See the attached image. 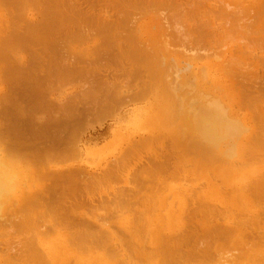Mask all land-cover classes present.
<instances>
[{
	"label": "bare ground",
	"instance_id": "bare-ground-1",
	"mask_svg": "<svg viewBox=\"0 0 264 264\" xmlns=\"http://www.w3.org/2000/svg\"><path fill=\"white\" fill-rule=\"evenodd\" d=\"M75 1H77L79 4L81 3L80 2L81 0L80 1L75 0ZM207 1L210 0H187V1L164 0L163 1L164 5H167L166 3H168V7L167 6L161 8L157 7L156 10L159 12V15L157 14L158 12L157 13L155 12L156 13L155 14L153 12L154 10L153 7H151L153 9L151 12L155 14L154 15L155 17L150 18L145 23L142 22V25L136 24L137 27L134 24L133 29L135 30L133 31L135 34L134 33L133 34L136 37L135 38L134 35H132L135 41L134 46H136V43H139V45L142 44V41L139 40L144 39V37L142 38L141 35H145V33H148L149 35L145 38L146 40L148 39V42L150 39H152L153 41H157L158 43L159 48L157 47L155 49L154 48L151 49L153 51L155 50L156 53H154L153 51L152 52L156 55H152L153 53L152 54L149 53L148 55H145L148 57L147 60L151 63V66L150 65L149 66L151 67V72L153 78H155V81L153 83H150L148 87L145 86L144 90H140L137 97L136 96L133 97L131 95L120 97L118 108H121L125 104L130 102L129 99L132 98L134 99L139 98L140 100L144 98L146 99L151 96L153 98V101L147 103L142 107H138V110L135 112V115L133 117L137 129L142 130L144 132L146 131L145 134L144 133L143 135L139 134V136H141V137L138 136L139 139L134 138L136 136H134L133 133L131 134V132H127V133L124 132L118 135L116 137L117 139L116 142L118 144L121 142L119 144L121 147V151L117 153V156L114 155L115 159L110 161L111 165L109 166V168L103 169L102 174L100 172H98L99 174H95L97 172L95 171L93 172V170L91 171L85 166L82 165L79 166L78 163L76 165H71V166L66 165L67 166L66 167L63 164H61L63 162L62 160H61L62 162H58V160L57 162L53 161L56 163H60V165H54V166L49 165L50 167L46 168L45 170L41 168L42 166L40 165V163H38V161L37 163H35L36 164L35 167L34 159L39 157L37 156L36 158L30 157V158H34L32 159L34 162H32V160L25 155L26 152L22 150V144L18 141L17 136L14 135L13 137L12 136L10 137V132H11L10 126L2 124V127L3 126L4 127L0 128V264H25L26 259L32 262V264H264V227L263 229H260V231H256V233L254 232V228L256 229V227H260L261 224H264V210H263L264 205H262L263 211L261 213H258L259 211L257 208V205L260 207L257 200L262 204H264V153L261 152L263 154L261 153L257 154L256 153L257 151L254 150L256 149L257 146L259 148L262 147L260 149L257 147L261 151L264 148V101L263 104H260L259 103L260 101L259 102L257 101L258 103L255 102L256 104L253 102L254 107L257 106V108H255L253 115L249 116V113L244 114L241 112L240 109L241 107L233 104L232 101L233 97L232 98L230 97V93L228 92L227 87L225 88L224 84H222L226 81H229L230 78L234 76V73L232 72L236 71L238 65L243 66L242 69L243 71L244 69H247L249 71V69L247 68L248 66L251 67L250 68L251 72L254 71V70L252 71V68H256L255 71H257V69H259L260 66L256 58L259 59L258 58L259 55L253 54L255 52L251 51L252 48L249 47L250 44L247 43H245V45L244 43L241 44V41L243 42L244 38H239L240 36H238L239 40L236 38L237 39L236 46L233 43L234 41L230 44L223 43L222 44L223 49L222 50L218 49L219 51H221L219 52L215 48V46L212 45L214 48L211 46L210 49L204 50L206 51V53L204 52V54L202 53L201 50L199 51L200 52L199 55L197 51L199 48L195 51L194 48L193 51L191 50L187 51L183 39H182L183 41L181 40L182 43L180 45H178L177 43L178 48L182 47V50L180 49L179 51L177 48L176 50L173 49L170 42V37L172 32L170 30H172L173 27L172 25L170 27L168 25L169 23H167V21L169 22L168 20L169 17L166 15L167 14L166 11L169 10L170 12L171 10L172 12H174L172 21L173 24L175 25L173 28L175 34L178 37H182L184 39L185 37L188 38V36L190 37V35H192L190 34L192 32L190 30L187 31V28H185L187 26L186 25L187 22L185 23L184 21L185 19H189V18L188 17L182 18L184 15H187L186 13H184L187 7L188 9L190 7L191 8L195 7L196 9L198 8L203 10L202 7L204 6V11L207 8V12L220 11L224 13L225 16L228 15L227 20H225L226 24L227 23L230 24L231 22H234L230 24V26L231 25L234 26L236 25V23L239 22L238 28L242 27L243 19L244 22L247 21L245 20V17L238 18L236 22L231 21L230 18L232 12H234L235 10H237V8L241 6L239 5L241 0L240 1L235 0V2L236 1L239 2V3L236 2L237 3V5L235 4L236 6L233 4L234 2L233 3L231 2L234 0H223V1L221 0L222 2L220 1L219 2L223 4L220 5L223 6L219 8L218 6L213 5L214 2L212 3V1H210L211 2L209 4L211 5L210 9H208L209 2L207 3ZM69 2L71 3V0H69ZM145 2H148V0ZM216 2L217 0L215 1V3ZM173 3H174L173 8L168 9L170 6L172 7ZM238 5L239 7H237ZM212 7L215 10L214 9L211 10ZM215 7L218 9H216ZM249 7L251 6H246L245 8L240 7V9L241 11H246V8L249 10ZM100 8L101 9L98 10V14L100 10L102 12V7ZM65 9H66L65 0H0V64H1L0 65V107L3 105V103H6L4 102L6 99L5 96L6 92L4 93L3 91L5 87L3 86V83H5L4 78L8 76V74H10V76L13 75L12 73L13 70L18 69L23 62V57L20 56L22 51L19 49L21 52L18 51L19 55L17 56L16 51L14 50L15 52H12L10 48L16 46L18 42L17 40L33 38L36 36V33L42 27L44 28L48 27L50 26L51 23L56 24L58 20L65 18V13H66ZM131 9L132 7L130 8V10ZM198 9L197 12L195 11L196 13H198L196 17L200 16L199 15L200 11L198 12ZM233 9L235 10L233 11ZM254 9L255 7L250 8V10H254ZM256 9L254 11H256ZM162 12L165 13V15L167 16L166 17L167 20L165 19V15ZM179 12H183L181 13L183 15L179 16L178 15ZM247 12L249 13L250 11L241 12V13L238 12V13L242 15H244L243 13H245L246 15ZM69 13L70 12H68L67 16H69ZM120 15L121 14L119 12V16ZM135 16L137 17L138 15L136 14ZM248 16L250 15L248 14ZM103 17L104 19L111 21L107 14L105 16L103 15ZM207 17L208 15L205 16L207 22H209V20L211 21L212 18L208 19ZM199 18H201V16ZM251 18L253 19V17ZM95 19L97 20V18ZM252 21L253 20H251V22ZM260 21L261 19L259 20V22ZM204 22L205 20H203V22L200 23H202L203 25ZM259 22H258V28H259ZM103 24L106 26L105 28H109L110 26V24L105 21H103ZM209 24L211 23L205 24V26L206 25L209 26ZM196 25L193 26L195 27ZM245 25L246 24H244L243 26ZM189 26L188 28H191ZM199 27L201 29L202 26L199 25ZM253 27L254 28L252 29H255L254 31H256L257 28H255L254 25ZM233 28L234 27H232V29ZM235 28L237 29L236 26ZM197 29L199 28L197 27ZM225 29L226 28L224 27V25H222L220 34L223 32L222 34L228 35ZM242 29L245 32V29L244 28ZM246 29L248 31L249 27L248 28L246 27ZM185 30L187 33L190 31L188 36L185 33ZM238 30L239 29H237L236 32H238ZM219 31L220 30L218 27H216V29L214 28V33L218 34ZM229 32L232 31L230 30ZM238 33H236L235 35L232 32V34H234L235 36H237ZM252 35L254 36L253 33ZM94 36L95 35H93V37ZM232 36L233 35L231 36L229 35L228 37H232ZM248 36L250 35L248 34ZM263 36L264 33L262 34L261 37ZM14 37H16L17 39H15ZM218 37H216V39ZM92 38L90 37V41ZM254 38H256V36H254ZM116 39L119 41L120 38L119 39L116 38ZM175 39L179 40V38H175ZM201 39L204 40L202 37ZM233 39L235 38L233 37ZM87 40L89 41V39ZM152 40L151 42L153 43ZM97 41L99 40H96V42ZM125 41L126 40H124V42ZM232 44H234L233 45V47L235 46L234 48L230 46ZM246 44L248 47L246 46ZM253 44L250 46H253ZM70 45L67 46L70 48ZM154 45H152V47H154ZM177 45H175V47ZM83 46H85V44ZM197 46L199 45L197 44ZM243 46H245V48H243ZM260 46L261 48H263L262 45ZM149 47H151V45H149ZM246 47L248 48L247 53H245ZM89 48L90 47L88 46L87 48H83L81 50L78 49L79 52H81L80 55L85 56L86 54L89 53L91 54V52H89ZM201 48L206 49L207 47H201ZM249 48H251V50H249ZM78 50H76V53ZM190 51L195 52L194 53L195 55L191 54ZM209 51H211V53ZM262 51L264 50L262 49ZM178 52H182L183 57L186 58V60L184 59L183 61L181 59H176V56H179ZM146 53L148 52L146 51ZM21 55H23V53ZM196 55L198 56L195 57ZM203 55L204 56L206 55L205 57L208 56L207 58H209V60L205 58ZM199 56L202 57L201 59L205 58L208 61L195 64L193 61L198 58L200 59ZM210 56L213 57V59H211ZM3 63H7V66L4 64L6 67L1 68ZM233 66L235 68L237 66V68L234 69ZM263 69L264 68H262V70ZM2 70L4 71L2 72ZM236 72H241V71L239 70ZM217 73L218 74L224 73L225 74L224 78L226 79V81L225 80L222 81L223 79H219L217 77L218 76ZM228 73H230L231 75L229 79L227 77ZM251 74L252 73H250V75ZM252 75H254V73ZM259 78L260 77H257V79ZM261 92L262 91H260V93ZM258 94L259 92L257 93V95ZM7 97L8 99L11 98L9 96ZM15 97L17 98L16 95ZM50 98L51 97H49V99ZM262 99L259 100L262 101ZM19 101L20 100H18V102ZM7 102L9 104L10 100H8ZM258 104L260 106H258ZM60 105L61 104H58V106ZM251 107L252 110H254L253 106ZM56 113H58V111ZM3 122H5V120ZM7 122H9V120ZM88 125L89 123L86 125V127H88ZM173 125H177V128L171 129L173 128L172 127ZM15 128L16 127H14V130ZM79 134H81V132ZM164 137H168L172 141V143L175 146H177L179 150H181V153L183 152L187 154H194L195 160L193 159L191 160V164L193 166L192 170L194 171L191 173V175L195 177H190L189 172L187 170H184V172L182 173V169L180 168L181 167L186 168L187 164L183 162L182 164H184L185 166L183 165L184 166L183 167L181 164L180 167L179 166L180 164H178L180 161L178 162V160L175 159L177 160L176 161L177 164L174 162L176 164L174 168L175 170H177L176 166H178L179 171H177L176 173L174 172L175 174L171 175L172 177L170 176L171 180L168 179V175H166L167 177L164 175L165 173H163V175L166 178H161L163 176L162 173L160 172L164 170L163 168L164 163L161 160V155L157 153L154 147L156 145H159L158 148L159 147L161 148L163 141L167 140ZM77 149H78L77 157L81 158L80 155L82 154V148L78 146ZM144 150L146 151L149 150L147 153L148 154L147 159H144L143 158L144 156L142 154H139L141 151ZM182 156H183L182 158H184L185 154ZM45 162L43 161V163H45L46 166H48L47 163L50 164L49 161L48 162L45 161ZM43 163L41 162V164ZM113 169H116L115 170L116 172ZM133 169L134 170L136 169L137 171L135 170L133 172L132 171ZM155 171H158L161 174V176H159V174H157L158 175L157 176L155 173L154 175H156V178L154 177V175H152L153 178H155L153 179L152 176L150 177L149 175H151ZM111 172H113L114 174ZM131 172H133L132 174L137 172L136 173L137 175L132 177L133 181L131 180V178L129 179ZM169 172L167 171V174ZM108 173H110V175ZM111 175H114L116 178H118V179L115 178L114 180L112 177L114 183L116 180L117 181L120 180V182H124L127 184L126 187L123 185L124 187L123 186L120 187L117 192H114L116 190V188L114 187L115 190L113 189L112 190L115 194L113 195L106 194V197H103L102 194H99L98 197L95 195L97 198L89 196L90 198L85 199V200L87 199L89 200L88 201L89 205L85 207L86 211L85 209L83 210L82 208L79 209L80 211L79 210L76 211L73 205L71 204L69 205V207L66 208L64 207L63 209L61 208V210L58 212L55 211V218L53 220L49 219L50 215L47 216L49 217L48 221H41L40 219L43 220V218L42 216L41 217L39 216L40 214L37 215L39 216L38 218L36 216H33L36 214L35 212H34L35 214H31L30 212L32 207L38 204L41 196L45 195L44 193H46L44 192L46 188L44 189L37 185L38 178L41 181L42 178L46 181V178L57 180V179H62L64 177V179L65 178L67 179L68 184H70V186L72 185V189H73V186L77 188L76 185H78L80 181L86 183V181L89 180L91 184L90 183L88 184H90V186L94 182L97 185H100L101 180L104 178L106 180H102L101 184L104 182L105 186L107 184L109 187V185L111 186V184H109V182L107 181L112 180L111 177H109ZM149 178H151L152 181L155 180V183H157V186H159V188L156 189L157 200L154 201V203L152 204L151 201H148L149 197L146 198L144 197L142 198L143 201H141V207L138 206L140 208H135L136 210L135 213H132L130 211L131 214H127L123 216L118 215L117 213H119V211L122 209V207L120 206L122 203H125V201L136 200L135 197H137V195H139L140 193L141 195L144 194L147 195L146 192L148 191L143 192L142 189L149 190V187L147 188L145 185H144L145 187L142 186L136 187V185L134 184L136 183L135 181L137 180L149 181ZM83 182H81V184H85ZM29 183L31 185H29ZM42 183L41 185H44ZM66 183H65V187H66ZM68 184L67 186H69ZM104 184L102 185V187L100 186L101 191ZM129 184L130 186L127 187ZM81 186H83L84 188V185ZM94 187H91L92 188L91 190L94 191L95 190ZM84 190H87V188L86 189L84 188ZM93 191L91 193L92 195L96 190L94 192ZM159 191L161 192L159 193ZM84 192H88V190ZM113 192L111 191V193ZM233 192L234 194L235 192H240V194L237 193L236 194L237 196H235L236 198L233 197L235 198L234 203L231 202V204H228L226 202V198L232 196ZM163 193H165L166 196H163ZM253 194H258V198L251 199ZM81 196L83 195L81 194ZM86 197H88V194ZM58 201H60V199H58ZM42 202L43 201L41 200L40 203ZM49 204L51 203L49 202ZM114 204L115 207L113 208L112 205ZM99 206H101V208L106 207V209L103 210ZM242 206L243 208H240ZM128 207L129 206H127V208ZM54 208L57 209V207ZM88 208L92 209V214H91L92 216L88 214V210H87ZM36 210L37 213H39L43 209L41 210L39 209L40 211L38 209ZM100 210H102V212H100ZM157 210H158V214L156 213ZM23 211H25L27 215L24 216L25 212ZM20 215H22V217H20ZM197 215L200 216L201 221L198 222L197 225L193 223L189 224L190 223L189 220L192 217H196ZM198 227L202 230L205 238H207L209 241L211 238L214 240L212 241L214 249H212L211 246L210 247L208 246L207 248L203 247L205 246V243L200 241V244L198 243L196 249L193 252L191 251L189 253H185L184 245L188 243L190 237L196 236V234L198 233L197 231L199 229ZM5 236L6 237L10 236V237L6 239ZM194 241L195 240H193V242Z\"/></svg>",
	"mask_w": 264,
	"mask_h": 264
},
{
	"label": "rangeland",
	"instance_id": "rangeland-1",
	"mask_svg": "<svg viewBox=\"0 0 264 264\" xmlns=\"http://www.w3.org/2000/svg\"><path fill=\"white\" fill-rule=\"evenodd\" d=\"M74 1L75 0H73V2ZM78 1H80V0H78ZM125 1H127L128 3ZM145 1H147V0H81L80 1L81 3L79 4L77 1H75L73 3L71 0V3H72L71 4L69 2V0H65V7H66L65 18L58 20L56 22V24L51 23L50 26H48V27H45V28L42 27L36 33V36L33 38L17 40L18 42H17L16 46H13V48L12 47L10 48L12 50V52L16 51L17 56L19 55L18 51H20V50L22 51V52L21 51L20 52H21V54L23 53V55L20 54V56L23 57V62L19 66L18 69L13 70V72H12L13 75L10 76V74H8V76H6L4 78L5 83H3V86H5V87H4L3 91H4V93L6 92L5 93L6 99L4 101L6 103H3V105L0 107V122H1L0 128L4 127V126L2 127V124L3 125H9L10 129H11L10 137L11 136L13 137L14 135L17 136L18 141L22 144V150H24V152H26L25 155L28 156L29 158L30 157L36 158V156L39 157L36 159L30 158L31 160L34 159L35 162L33 160H32V162H34L35 167H36L35 163H37V161H38V163H40V165L42 166L41 168L45 170L46 168H48L50 166L60 165V163H56L58 160V162H62V161L65 162V163H63V162L61 163L64 166L76 165L78 163L79 166L82 165V166L87 167L91 171L93 170V172L94 171L97 172L95 174H99L98 172H100L102 174L103 169L109 168V166L111 165L110 161L115 159V156H117V153H119L121 151V147L119 145L121 142L119 144L116 142V140H117L116 137L118 135H120L121 133H124V132L125 133L131 132V134L133 133L134 136H136L134 138L139 139V137H141V136H139V134L140 135H143V133L145 134L146 131L144 132L142 130L137 129L136 123H135L133 117L135 115V112L138 110V107H142V106L146 105L147 103L153 101V98L151 96L146 98V99L144 98V99H140V100H139V98L138 99L137 98L129 99L130 102L125 104L123 107L118 108L120 97H124L127 95L137 97L140 90H144L145 86L148 87V85L150 83H153L155 81V78H153V75L151 72V67H150L151 63L147 60L148 57L145 55H148L149 53L152 54L153 52L156 53L155 50L153 51L151 49H153V48L155 49L157 47L159 48L158 43H157V41H153L152 39H150L148 42V39L146 40L145 38L149 35H148V33H145V35H141V37L142 38L144 37V39L139 40V41H142V44L139 45V43H136V46H134L135 41H134L132 35L135 34L133 31L135 29H133V28H134V24L137 27V25H142V22L145 23L150 18L155 17L154 15L158 12L156 10V8L157 7L161 8V7H166V6L168 7V3H166L167 5H164V3H163L164 0L163 1L162 0H159V1L153 0L154 2L152 0H148V2H145ZM210 1H212V3L214 2L213 5L218 6V8L223 6V5H220V4H223V3H220L223 0L222 1L217 0V2H216L217 4L215 3L216 0L215 1L210 0ZM210 1H207V3L209 2L208 5L211 3ZM238 1H240V0H238ZM238 1H236V2H238ZM157 2H158V4H157ZM231 2L232 3L234 2L233 4L237 5L235 0L231 1ZM139 3H142V4H139ZM258 3H259V6H258ZM154 4L157 6H155ZM256 4H257V6H256ZM99 5H100V7H102V12H101V10L99 12L100 15L98 14V10L101 9L99 7ZM173 5H174V3L172 4V7L170 6L168 9H172ZM208 5H206V6H208ZM239 5H241L240 6L241 8H245L246 6H251V7H255V9L257 7V9H256V11H254L255 9L250 10L251 7H249V10L246 8V11H250V12L249 13L247 12L246 15H245V13H243L244 15H242L239 13L246 12V11H241ZM239 5L237 6L239 8L236 7L237 10L233 9V11L235 10L236 12L235 11L232 12V15L230 18H231V21L236 22L238 18H242V17L244 18L245 17V20H247L248 22L247 21H246L247 23L244 22V19H243V24L240 22L242 24V27H240V28H238L239 22L236 23V25H234V26L233 25L230 26L231 23H234L231 21H230L231 22L230 24L229 23L226 24L225 20H227L228 15L225 16V14L220 12V11H217V12L216 11H208L209 13L211 12L213 14V16H212V14L210 13V15H211V17H210L209 13L207 12V8L204 11V6H203L202 7L203 10L197 8L198 12L200 11L199 15L201 16V18H199L200 16L196 17L198 15V13H196L197 9L195 7H192V8L190 7L189 9L187 7L186 10L187 9L188 10L187 11L185 10L184 13H186L188 16L184 15L182 18H186V17L189 18V19H185V21H184L185 23L187 22L186 23L187 26L185 28H187V31L190 30L192 33H190V31L187 33L186 30H185V33L187 34V36L189 33L192 35H190V37L188 36V38L185 37V39L182 37H178L175 34V31L173 30V28L175 26L173 24V21H172V17L174 15V12H172V10H171V12H170V10L166 11V13H167L166 15L169 17V19H168L169 22L167 21V23H169L168 25L170 27L172 25V27H173L172 30H170V31H172L171 32L172 38L170 37V42H171L173 49L176 50V48H177L178 51L180 49L182 50V47L178 48V45H180L182 43L181 42L182 39L184 40V45L186 46L187 51L188 50L193 51V48L195 51L199 48L197 50L198 55L200 54L199 51H201V50H202L203 54H204V52L206 53V51H204V50L210 49L212 45L215 46V48L217 50L218 49L222 50L223 49L222 48L223 43L230 44L234 41L233 43L236 46L237 39L239 40V38H244L243 42L241 41V44L244 43V45H245V43H247V44L252 45L254 43L253 44L254 47L249 45V47L252 48V50H251V48H249V50H251L252 52H255L253 54L259 55V57H258L259 59L256 58L257 62H259V66H260L259 69H257V71H255L256 68H252V71L253 70L254 71L251 72V70H250L251 67L248 66L247 68L249 69V71L247 69H244V71H245L244 72L242 70L243 69L242 65H238V68L236 66V68L238 70L233 66L234 69H236V71L240 70L241 72L233 71L232 73H234V76L231 78H230V76H231L230 73H228V75L226 74L228 79L230 78L231 81L230 80L226 81V79L224 78V75H225L224 73H222V74L217 73L218 74L217 77L219 79H223L222 81H224V80L226 81L222 84H224L225 88L227 87V90L230 93V97L231 98L233 97L232 98L233 104L241 107L240 109H241L242 113H244V114L249 113V116H251V115H253L255 108H257V106L254 107V103L257 101L258 102L260 101L259 103L263 104V101H264V98H263L264 97V94H263L264 93V81H263L264 80V69L262 70V68H264V51H262V49L264 50V46H263L264 45V43H263L264 36L261 37L262 34L264 33V32H262V31H264V27H263L264 26V20H263L264 19V0H259V1L258 0L257 1H255V0H253V1H250V0L244 1L243 0L242 1L241 0ZM210 6L211 5L208 6V9H210ZM107 7H108V9H107ZM131 7H132V9L130 10ZM151 7H153V9L155 11ZM72 8H74V9H72ZM124 8H126V9H124ZM144 8H145V10H144ZM218 8H216V9H218ZM213 9L214 8L212 7L211 10H213ZM152 10L154 13L155 12L156 13L154 14L153 12H151ZM203 11H204V13H203ZM68 12H70L69 16H67ZM119 12L121 14L120 16H119ZM144 12L146 13V16H145ZM193 12H194V14H193ZM96 13H97V15H96ZM102 13L104 16L107 14L111 21L104 19ZM104 13H106V14H104ZM147 13H149V14H147ZM181 13H183V12H179L178 15L179 16L183 15ZM136 14L138 15L137 17L135 16ZM157 14L159 15V12ZM163 14L165 15V13H163ZM204 14H206V15H204ZM248 14L250 16H248ZM166 15H165V19L167 17ZM207 15H208V17H207L208 19L212 18L211 21L209 20V22H207V20L205 19V16H207ZM76 16H79V17H76ZM138 17H139V19H138ZM193 17H194V20L197 18L195 20V22L193 20ZM251 17H253V19ZM95 18H97L98 21ZM232 18H233V20H232ZM258 19L259 20L261 19V21L259 22ZM102 20L105 22H108L110 24L109 28H105L106 26L103 24ZM203 20H205V22H204L205 24L211 23V24H209L210 27L208 25L205 26L204 23L202 25V23H200V22H203ZM251 20H253V21L251 22ZM241 21H242V19H241ZM129 22H130V24H129ZM258 22H259V28H258ZM198 24L200 26H202L203 28L201 27V29H200ZM244 24H246L245 26L247 28L249 27L248 31H247L246 27L243 26ZM252 24L255 26V28H257L256 31H254L255 29H252V28H254ZM193 25H196V26L194 27ZM222 25H224V27L226 28L225 30H226V33L228 35L222 34L223 32L220 34ZM169 26H167V27H169ZM188 26L191 28H188ZM226 26H228V27H226ZM235 26L237 27V29L240 30V31L238 30L239 33L236 32L237 29L235 28ZM197 27L199 29H197ZM216 27H218L220 30L218 34L214 33V28L216 29ZM232 27H234V28L232 29ZM86 28H87V31H86ZM242 28L245 29V32ZM117 29L119 32L117 31ZM227 29H228V31H227ZM230 30L235 35H236V33H238L237 36L232 34V32H229ZM241 30L243 33L241 32ZM258 31H261V32H258ZM251 32L254 34V36H256L257 39L254 38V36L252 35ZM202 33L204 34V36ZM260 33H262V34H260ZM87 34L91 38L93 37V35H95V36L90 41V37ZM239 34H241V35H239ZM243 34L244 35L246 34V35L244 36ZM248 34L250 36H248ZM255 34H257V35H255ZM215 35H216V37H218V36L219 37L216 39ZM229 35L230 36L233 35V36L228 37ZM238 36H240V37L238 38ZM247 36H248V38H247ZM115 37L118 39L120 38L119 41H121V42H119ZM134 37H135V35H134ZM201 37L204 40H202ZM233 37L235 39L237 38L236 41H235V39H233ZM14 38L17 39L16 37H14ZM175 38H179V40L178 39L176 40ZM87 39H89V41ZM262 39H263V41H262ZM96 40H99V41L96 42ZM116 40H117V42H116ZM124 40H126L125 41L126 43L124 42ZM151 40L153 41V43L151 42ZM246 40H248V41H246ZM257 40H258V42H257ZM114 41H115L116 45H115ZM81 43H82V45H81ZM177 43H178V45H177ZM259 43H260V45H262L263 48H261ZM62 44H63V46H62ZM84 44H85V46H83ZM99 44H101V45H99ZM174 44L177 46L175 47ZM197 44L199 46H197ZM234 44H232L230 46L233 47ZM247 44H246V46H247ZM67 45L68 46L70 45V48ZM144 45H146V46H144ZM149 45H151V47H149ZM152 45H154V47H152ZM88 46L90 47L89 52H91V54L89 53V54H86L85 56L80 55L81 52H79L78 49L81 50L83 48H87ZM115 46H117V47H115ZM125 46H126V48H125ZM77 47H79V48H77ZM201 47H207V48L202 49ZM247 47L245 49L246 50L245 53L248 52ZM75 48H77V49H75ZM243 48H245V46H243ZM36 50H37V52H36ZM76 50H78L77 53H76ZM145 50L148 53H146ZM74 51H75V53H74ZM260 51H262V52H260ZM71 52L73 53V55ZM209 52L211 53V51H209ZM209 52H207V53H209ZM219 52H221V51H219ZM154 53L152 55H156ZM178 53H179V56H181V55L182 56L181 57L176 56V59H181L183 61H184V59L186 60V58L183 57L182 52H178ZM194 53L195 52H191V54H194ZM76 54H79V55H76ZM198 55H196L195 57H197ZM80 56H82V57H80ZM93 56H95V57H93ZM189 56H190V54H189ZM71 57H72V59H71ZM123 57H125L126 59ZM199 57H200V59L198 58L199 60L196 59L193 61L195 64H199V63H202V62L209 60V58H207L208 56L205 57L208 60L205 58L201 59L202 58L201 56H199ZM210 58L213 59V57H211V56H210ZM129 59H130V61H129ZM39 60H41V61H39ZM138 63H139V65H138ZM4 64L7 66V63H3L1 68L6 67ZM25 64H26V66H25ZM128 69H129V71H128ZM3 71L4 70H2V72ZM256 72L259 76L256 74ZM250 73H252V74L254 73V75H252V74L250 75ZM253 76H255V77H253ZM257 77H260V78L257 79ZM248 80H249V82H248ZM86 82H88V83H86ZM119 83H121V84H119ZM25 85H26V87H25ZM115 87L116 88L121 87V88L116 89ZM119 89L121 92L119 91ZM25 90L28 92H26ZM116 90H117L118 94H117ZM260 91H262V92L260 93ZM258 92H259V94L257 95ZM27 93H28V95H27ZM66 94H69V95H66ZM15 95L17 96V98L15 97ZM7 96H9L11 98L8 99ZM48 96L51 98L49 99ZM54 99H56V100H54ZM259 99H262V101ZM8 100H10L9 104L7 102ZM18 100H20L21 102L20 101L18 102ZM59 100L62 102H60ZM246 100H248V101H246ZM58 104H61L62 106L61 105L58 106ZM247 105H249V106H247ZM18 106H20V107H18ZM251 106H253L254 110H252ZM258 106H260V105L258 104ZM68 109H70V110H68ZM55 111L56 112L58 111L59 114L56 113ZM69 111H71V112H69ZM1 114H2V116H1ZM34 114H36V115H34ZM47 114H48V116H47ZM35 116L37 119L35 118ZM1 119H2V121H1ZM4 120H5V122H3ZM8 120H9V122H7ZM88 123H89V125H88V127H86V125ZM14 127H16L15 130H14ZM172 127L173 128H171V129H176L177 125H173ZM84 128H86V129H84ZM83 131H85V132H83ZM41 132H42V134H41ZM80 132H81V134H79ZM59 135H61V136H59ZM58 137H59V140H58ZM164 138L167 140H165L166 142L163 141L162 146L160 145L161 148L160 147L158 148L159 145H156L154 147V149L157 151V153L159 155H161V160L164 163L163 164L164 170L162 172H160V173H162V176H163L161 178H166L167 177L166 175H168V179L171 180V177H172L171 175H174L177 171H179L178 166H176L177 170H175V168H174L175 165L177 164L176 163L177 160H178V162L180 161L178 163V164H180L179 165L180 167H181V164L183 162H185V164H187L186 168H182V167L180 168V169H182V173L184 172V170H187L189 172L190 177H195V176L191 175V173L194 171V170H192L193 166L191 164V160L192 159L195 160L194 154H187V153H183V152L181 153V150H179L178 147L175 146L168 137H164ZM23 139H24V141H23ZM76 139H77V141H76ZM40 144H41V146H40ZM78 146H80L82 148V154L81 155H83V156L80 155L81 158L77 157L78 156L77 155ZM170 146L172 147V150H171ZM168 147H170V148H168ZM257 147H256V149H254L255 151H257L256 152L257 154L261 153V152L264 153V148L261 151L259 149L262 147H260V148L258 147L259 149ZM148 151L144 150V151H141L139 154H142L144 156L143 158L147 159L148 158L147 157ZM32 153H33V156H32ZM263 153H261V154H263ZM184 154H185V157L182 158L183 157L182 155H184ZM188 156H190V157H188ZM40 158H42V159H40ZM188 158H190V159H188ZM175 159H177V160H175ZM68 160H70V161H68ZM43 161L44 162L49 161L50 164L47 163L48 166H46V164H45L46 162L43 163ZM53 161H56V162H53ZM41 162L43 164H41ZM44 164H45V166H44ZM183 165L184 164H182V166ZM101 167H102V169H101ZM171 168H173V169H171ZM113 170L115 171L116 169H113ZM135 170L133 169L132 171L134 172ZM169 170H170V172H169ZM167 171L169 172L168 174H167ZM113 172H111V173H113ZM133 172L130 173V177H129V179L131 178L132 181H133L132 177L137 175L136 174L137 172L132 174ZM155 173H156V175L159 174V176H161V174L158 171H155L154 173H152L149 176L151 177ZM163 173H165L164 175L166 177H164ZM108 174L110 175V173H108ZM156 175H154L155 178H156ZM109 177H111V179L113 177L114 180L116 178L114 175H111ZM106 178H108V177H106ZM152 178H153V176H152ZM155 178H153V179H155ZM47 179L48 178H46V181H47L46 182L42 178V181L44 180L43 183L39 178L37 179V185L44 188V189L46 188L44 191L46 193H44V194L45 195L47 194V195L46 196L42 195L43 197L41 196L38 204H36L37 208H36V206H34V207H32L33 210L31 209V211H30L31 214L36 213L33 216H36L38 218H39V216L40 217L42 216L43 220L40 219L41 221H48L49 217H50L49 218L50 220H53L55 218V211L58 212L61 210V208L63 209L64 207L65 208L69 207V205H71V204L73 205V207L76 211L81 209V208L84 210L85 207L87 205H89V203H88L89 200L88 199L85 200L86 198H90L89 196L97 198L99 196V194H102L103 197H106V194L113 195V194H115L114 192H117L120 187H122L123 185L126 187V185H127L124 182H120V180L119 181L116 180L118 182V184L116 181L114 183V180L112 179V180H110L111 182L107 181V182H109V184H111V186L109 185V187L106 184V186L108 187L107 188L105 186L104 182L101 184L102 180H106L104 178L101 180L100 185H97L94 182V183H92L93 186L92 185L90 186L91 183L89 182V180H87L86 183L83 181H80L78 183V185H76L77 188H75L73 186V189H72V185L70 186V184H68V182H67V179L66 178L64 179V177L62 179H57V180H53V179L47 180ZM116 179H118V178H116ZM39 180L41 181L42 184H44V185L46 184V185L45 186L41 185ZM50 180H51V183H50ZM112 181H113V183H112ZM81 182L85 183L86 185L81 184ZM135 182L136 183L134 185H136V187H139V186L140 187L146 186L147 188L149 187V190L148 189H144V190L142 189L143 192H146V191L149 192V193L146 192L148 196L146 194L141 195V193H140L139 195H137V197H135L136 200L125 201V203H122L120 205L122 207V209L119 211V213H117L118 215L123 216V215L131 214V212L135 213L136 212L135 208L141 207V201H143L142 198H144V197L145 198L149 197L148 201H151L152 204L154 203V201L157 200L156 189H158L159 186H157V183H155V180L152 181V179L149 178V181L137 180ZM65 183H66V187H65ZM88 183H90V184H88ZM67 184L69 186H67ZM103 184H104L103 188L106 187L107 189L104 188V189H106V190H104L102 188V191H101V187ZM113 184H114V186H113ZM120 184H122V185H120ZM29 185H31V184L29 183ZM81 185H84V188L85 189L87 188L88 192H84L87 190H84L83 186H81ZM94 186H96V187H94ZM129 186H130V184L127 187H129ZM80 187H81V189H80ZM89 187H90V189H89ZM91 187H94L96 191L94 190L95 191L94 192L93 190H91L92 189ZM99 187H100V190H99ZM114 187L116 188V190ZM96 188H98V189H96ZM108 189H110V190H108ZM112 189L115 191L113 192ZM77 191H79V192H77ZM92 191L94 192L93 193L94 196L91 194ZM103 191L105 194L103 193ZM106 191H107V193H106ZM111 191L113 193H111ZM160 192L161 191H159V193ZM80 193L83 196H81ZM85 193H86V195H85ZM237 193L240 194V192H235V194L233 192L232 196H230V197L226 196V197H229V198H226V202L228 204H231V202L234 203V199L236 198L235 196H237L236 195ZM87 194H88V197H86ZM163 196H166V194L163 193ZM233 197H235V198H233ZM61 198H63V199H61ZM257 198H258V194H253L251 197V199H257ZM58 199H60V201H58ZM66 199H69V200H66ZM41 200L44 203L43 202L40 203ZM49 202L51 204H49ZM257 202L260 205V207L257 205V208L259 211L258 213H261L264 210V209L262 210V205H264V204H262L258 200H257ZM45 203H48V204H45ZM58 203H60V204H58ZM82 205H83V207H82ZM112 206L114 208L115 204ZM127 206H129V207L127 208ZM134 206H136V207H134ZM138 206H140V207H138ZM39 207H42V208H39ZM54 207H57V209ZM99 207L101 208V206H99ZM240 208H243V206ZM263 208H264V206H263ZM34 209H35V211H34ZM36 209H38V210L43 209L42 210L43 212L39 210L40 212L38 211L39 213H37ZM101 209L105 210L106 207H102ZM127 209H129V210H127ZM46 210L48 211V213ZM87 210H88V214L91 215L92 209L88 208ZM85 211H86V209H85ZM23 212H25V211H23ZM100 212H102V210H100ZM76 213H78V212H76ZM120 213H123V214H120ZM156 213L158 214V210L156 211ZM38 214H40V215L37 216ZM22 215H20V217H22ZM25 215H27L26 212L24 213V216ZM47 216H49V217H47ZM44 217L47 219H45ZM191 219H190L191 221L189 220V222H190L189 224L193 223V224L197 225L198 222L201 221L199 215H197L196 217H192ZM195 219H196V221H195ZM263 227H264V224H261L260 227H256V229L254 228V232L256 233V231H260V229H263ZM197 232L198 233L196 234V236L190 237V239L188 240V243L186 245H184L185 253H189L191 251L193 252L196 249L198 243L200 244V241L205 243V246H203V247L207 248L208 246L209 247L211 246V248L214 249L213 248V242H212L214 240L211 238L209 241L207 238H205V236H204V234L200 228L198 229ZM9 237L10 236H7V237L5 236L6 239ZM196 239H197V241H196ZM193 240H195V241L193 242ZM187 249H188V251H187ZM25 264H32V262H30L29 260L26 259Z\"/></svg>",
	"mask_w": 264,
	"mask_h": 264
}]
</instances>
